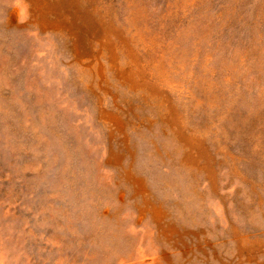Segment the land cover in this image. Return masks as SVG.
I'll return each mask as SVG.
<instances>
[{
    "label": "rangeland",
    "instance_id": "rangeland-1",
    "mask_svg": "<svg viewBox=\"0 0 264 264\" xmlns=\"http://www.w3.org/2000/svg\"><path fill=\"white\" fill-rule=\"evenodd\" d=\"M0 264H264V0H0Z\"/></svg>",
    "mask_w": 264,
    "mask_h": 264
}]
</instances>
